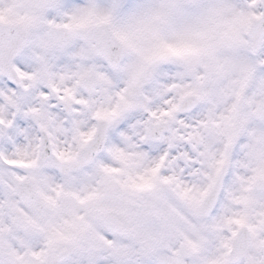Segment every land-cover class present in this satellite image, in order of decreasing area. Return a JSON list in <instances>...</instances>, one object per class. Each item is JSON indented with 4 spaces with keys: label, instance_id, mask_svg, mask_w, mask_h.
Returning <instances> with one entry per match:
<instances>
[{
    "label": "snow or ice",
    "instance_id": "6c2138e0",
    "mask_svg": "<svg viewBox=\"0 0 264 264\" xmlns=\"http://www.w3.org/2000/svg\"><path fill=\"white\" fill-rule=\"evenodd\" d=\"M0 264H264V0H0Z\"/></svg>",
    "mask_w": 264,
    "mask_h": 264
}]
</instances>
